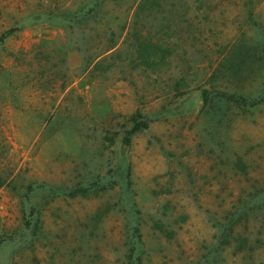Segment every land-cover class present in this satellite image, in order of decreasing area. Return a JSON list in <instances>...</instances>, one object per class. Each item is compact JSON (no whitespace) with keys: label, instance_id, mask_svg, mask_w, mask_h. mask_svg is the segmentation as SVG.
<instances>
[{"label":"rangeland","instance_id":"374dc122","mask_svg":"<svg viewBox=\"0 0 264 264\" xmlns=\"http://www.w3.org/2000/svg\"><path fill=\"white\" fill-rule=\"evenodd\" d=\"M0 264H264V0H0Z\"/></svg>","mask_w":264,"mask_h":264},{"label":"trees","instance_id":"16d2710c","mask_svg":"<svg viewBox=\"0 0 264 264\" xmlns=\"http://www.w3.org/2000/svg\"><path fill=\"white\" fill-rule=\"evenodd\" d=\"M133 130H137V128L136 129H133Z\"/></svg>","mask_w":264,"mask_h":264}]
</instances>
